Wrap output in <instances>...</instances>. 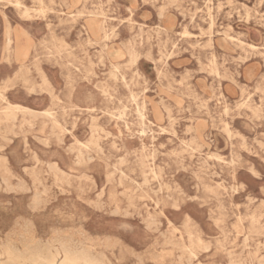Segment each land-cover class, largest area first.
<instances>
[{"label": "rangeland", "instance_id": "obj_1", "mask_svg": "<svg viewBox=\"0 0 264 264\" xmlns=\"http://www.w3.org/2000/svg\"><path fill=\"white\" fill-rule=\"evenodd\" d=\"M263 64L264 0H0V247L264 264Z\"/></svg>", "mask_w": 264, "mask_h": 264}, {"label": "bare ground", "instance_id": "obj_2", "mask_svg": "<svg viewBox=\"0 0 264 264\" xmlns=\"http://www.w3.org/2000/svg\"><path fill=\"white\" fill-rule=\"evenodd\" d=\"M19 1V0H18ZM168 5V4H166ZM73 7V6H72ZM170 7V6H169ZM1 8H4L1 6ZM211 9V8H210ZM40 10V9H39ZM183 10V9H182ZM36 11V10H35ZM69 14V13H68ZM66 15V14H65ZM94 16V15H93ZM97 16V15H96ZM257 19V18H256ZM94 20V19H93ZM100 20V19H99ZM95 21V20H94ZM89 24V22H88ZM99 24V23H98ZM90 26V25H89ZM92 28V27H91ZM97 28V27H96ZM95 28V29H96ZM70 30V29H69ZM68 30V31H69ZM91 30V29H90ZM95 33V32H94ZM202 33V32H201ZM156 34V33H155ZM7 36V35H6ZM76 37V36H75ZM78 38V37H77ZM102 39V38H101ZM8 41V40H7ZM125 41V40H124ZM192 41V40H191ZM201 42V41H200ZM123 43V42H122ZM126 43V42H124ZM209 43V42H207ZM9 44V43H8ZM250 46V45H249ZM5 48V47H4ZM173 48V47H172ZM6 50V49H5ZM203 51V50H202ZM122 52V51H121ZM116 53V52H115ZM118 53V52H117ZM7 55V54H6ZM209 57V56H208ZM209 59V58H208ZM210 60V59H209ZM62 64V63H61ZM164 64V63H163ZM264 65V64H263ZM203 67V66H202ZM216 79V78H215ZM43 82V81H42ZM7 88V87H6ZM10 88V87H9ZM12 88V86H11ZM5 89V88H4ZM168 90V89H167ZM166 95V94H165ZM189 96V95H188ZM179 101V98L177 99ZM54 103V102H53ZM60 103V102H59ZM61 107V106H60ZM204 107V106H203ZM206 108V107H205ZM26 109V108H25ZM167 109V108H166ZM206 111V110H205ZM107 112V111H106ZM10 114V112H8ZM110 115V114H109ZM217 119V118H216ZM34 126V125H33ZM32 126V127H33ZM13 129V128H12ZM17 130V129H16ZM221 130V129H220ZM12 131V130H10ZM118 131V130H117ZM119 132V131H118ZM98 133V132H97ZM49 134V133H48ZM120 134V133H119ZM143 135V134H142ZM3 137V136H2ZM243 138V137H242ZM210 141V140H209ZM60 143V142H59ZM143 144V143H142ZM209 146V145H208ZM3 148V147H2ZM96 148V147H95ZM99 148V147H98ZM101 149V148H100ZM229 151V150H228ZM1 152V151H0ZM101 152V151H100ZM102 156V155H101ZM201 157V156H200ZM217 158V157H216ZM237 159V158H236ZM215 160V159H214ZM238 162V160H237ZM45 164V163H44ZM54 167V166H53ZM56 168V167H55ZM5 173V172H3ZM59 174V173H58ZM64 175V174H63ZM62 176V175H61ZM9 178V177H8ZM2 179V178H1ZM0 179V180H1ZM67 182V181H66ZM10 183V182H9ZM68 187V185H67ZM12 188V187H11ZM94 189V188H93ZM175 189V188H174ZM212 189V188H211ZM95 190V189H94ZM262 191V190H261ZM93 192V191H92ZM96 194V193H94ZM220 195V194H219ZM225 195V194H224ZM218 196V195H217ZM211 198V197H210ZM213 199V198H212ZM232 199V198H231ZM227 201V200H226ZM227 203V202H226ZM129 206V205H127ZM127 208V207H126ZM133 208V207H132ZM122 209V208H121ZM220 218V217H219ZM17 223V222H16ZM153 224V223H152ZM159 224V223H158ZM172 224V223H171ZM237 224V223H236ZM216 227V226H214ZM69 230V229H68ZM74 230V229H73ZM245 232V231H244ZM24 233V232H23ZM128 233V232H127ZM254 233V232H253ZM239 234V233H238ZM1 235V234H0ZM51 235V234H50ZM188 235V234H187ZM55 236V235H54ZM85 236V235H84ZM100 236V235H99ZM98 236V237H99ZM199 236V235H197ZM5 237V236H4ZM23 237V236H22ZM58 237V236H57ZM95 237V236H94ZM103 237V236H101ZM179 237V236H178ZM261 237V236H260ZM86 238V237H85ZM189 238V237H188ZM186 238V239H188ZM192 239V238H191ZM37 240V239H36ZM45 240V239H44ZM57 240V239H56ZM65 240V239H64ZM90 240V239H89ZM108 240V239H107ZM2 241V240H0ZM46 242V241H45ZM44 242V243H45ZM162 242V241H161ZM59 243V242H58ZM57 244V242H56ZM61 244V243H60ZM163 245V244H162ZM41 246V245H40ZM189 246V245H188ZM59 247V246H58ZM57 247V248H58ZM106 247V246H105ZM45 248V247H44ZM52 250V249H51ZM31 249L19 252L8 244L0 247V264H105L101 259L88 252L78 251L74 248L61 246L60 249L51 251ZM143 256V255H142ZM148 256V255H147ZM262 256V255H261ZM115 257V256H114ZM146 257V256H145ZM227 257V256H226ZM225 258V257H224ZM228 259V258H227ZM242 260V259H241ZM240 260V261H241ZM255 260V259H254ZM259 261V260H258ZM141 262V261H140ZM150 262V261H149ZM142 263V262H141ZM233 264V263H232Z\"/></svg>", "mask_w": 264, "mask_h": 264}]
</instances>
